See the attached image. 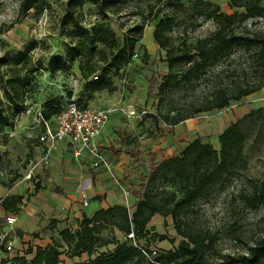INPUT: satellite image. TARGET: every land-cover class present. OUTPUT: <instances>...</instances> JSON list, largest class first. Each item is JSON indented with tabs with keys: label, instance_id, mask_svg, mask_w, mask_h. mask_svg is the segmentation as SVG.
<instances>
[{
	"label": "rangeland",
	"instance_id": "rangeland-1",
	"mask_svg": "<svg viewBox=\"0 0 264 264\" xmlns=\"http://www.w3.org/2000/svg\"><path fill=\"white\" fill-rule=\"evenodd\" d=\"M23 1L0 0V264H25L23 259L29 264L39 248L48 247L61 253L59 264H84L102 253L112 252L115 246H103L102 241L113 238L152 253L148 258L151 261L177 251L186 239L178 234L171 216L156 215L147 227V235L141 239L105 225L98 234L102 241L97 242L92 256L87 253L76 256L63 241L61 232L66 229L75 232L80 229L83 215L91 218L98 210L115 205L126 207L132 215L151 169L162 159L179 156L183 151L180 143L184 147L200 138L220 151L219 138L232 123L264 108V89L241 102L231 103L226 109L198 114L177 126L167 125L164 119L185 116L196 107L207 105L216 86L220 85L219 79L214 80V77L222 73L224 83L240 82L245 72L252 73L249 67L256 62L241 51H235L232 58L217 65L212 78L198 88L173 84L162 90L169 70L166 51L153 40L159 20L153 21L151 17L161 9V18L167 12L164 4L154 6V0H36L37 8L25 14L20 10ZM207 1L219 5L222 12L229 15L243 12L230 8V0H184L182 8L171 12L174 24L170 36L176 46L183 42L195 43L217 30V25L203 16L205 8L201 4ZM96 2L105 4L107 18L99 14ZM71 17L89 30L95 25L109 26L121 42L131 28L145 24L137 57L122 71L109 72L107 79L117 87L116 92L96 93L91 100L77 66L68 73L58 70L56 59L67 60V52L75 41L71 34ZM254 29L264 30V22ZM33 43L36 46L28 66L35 73L37 90L25 103L21 99L27 94H21L18 100L21 109H18L4 93L5 85L1 81L2 78L8 80L10 75L6 72L11 71V66L2 61ZM253 76L248 75L250 79ZM71 101H76L81 108L113 110L107 125L113 130L112 144L104 149L118 173L115 180L103 172H100L104 174L102 178H95L88 165L76 163L65 149L58 158L52 154L49 164L39 162L43 151L37 150L41 131L34 123L35 116L38 112L43 114L49 103L63 111ZM6 122L12 128H3ZM243 130L248 135L244 150L246 165L239 174L209 189L183 217V230L207 234L214 239L206 254L209 264H251L256 247L264 246V204L253 207L246 200L256 192L254 187L264 181V117L255 115L248 119ZM30 174L31 179L27 180ZM73 181H79L78 189H103L90 196L89 207H80L81 214L77 218L64 200L62 206L66 207L51 213L34 207L35 201L44 197L42 193L43 196L39 195L41 190L73 189ZM166 188L169 193L174 191L170 186ZM21 195V204L11 202L17 205V213H7L2 208L3 199ZM103 198L109 199L108 208L94 207L93 201ZM79 204L83 206L81 201ZM10 215L17 217L13 226L6 223ZM138 264L148 262L142 260ZM260 264H264V258Z\"/></svg>",
	"mask_w": 264,
	"mask_h": 264
},
{
	"label": "trees",
	"instance_id": "trees-1",
	"mask_svg": "<svg viewBox=\"0 0 264 264\" xmlns=\"http://www.w3.org/2000/svg\"><path fill=\"white\" fill-rule=\"evenodd\" d=\"M95 4L99 14L107 18L105 4L98 2ZM163 4L167 12L160 18L163 10L158 9L151 17L153 21L159 20L153 31V40L166 51L169 70L162 90L173 84L175 86L183 84L190 89L198 88L202 83L208 82L217 65L222 61H229L235 51H241L256 62L255 66L249 67L252 73L245 72V77L240 82L226 84L222 73L214 77V80L219 79L220 85L216 86L207 105L196 107L185 116L173 119L166 117L164 122L167 125L177 126L198 114L226 109L231 103L241 102L244 98L264 89V30L254 29L260 25V22H264V0H230V8L243 10L242 13L236 12L232 15L222 12L219 5L210 1L202 3L205 8L203 12L205 20L214 22L217 30L206 38L197 39L195 43L183 42L177 46L170 36L174 24L171 12L182 8L184 0H154V6ZM36 8V0H24L20 5L21 12L25 14ZM143 20L148 18L143 17ZM71 23L73 27L71 34L75 41L67 52V60L56 59L58 70L68 73L77 66L81 80L86 82L85 89H88L92 96L91 100L96 93L116 92L117 87L107 79L109 72L118 73L131 64L138 47H142L140 44L144 38L145 24L131 28L121 42L116 32L109 26L95 25L90 30L85 29L74 17H71ZM35 46L33 43L2 61V64L11 66L9 67L11 71L6 72L10 75L8 80L2 78L1 81L5 85L4 93L8 101L18 109H21L18 105L20 95L27 94V97L21 99L22 103H25L37 90L35 73L28 66ZM248 75H254V78L250 79ZM63 111L54 109L49 103L45 107L43 116L50 121ZM255 115L264 117V108L252 111L243 119L232 123L219 138L220 151H217L212 144L203 143L197 138L189 143L179 156L166 159L152 168L146 178L144 192L132 215L121 205L100 209L91 218L83 215L79 230L72 232L66 229L61 232L63 241L76 256L84 253L92 256L97 249V242L102 241L98 234L105 225L117 228L126 236L133 235L141 239L147 235V227L156 215L171 216L176 223L178 234L186 239L177 251L169 252L151 261L148 258L152 253L113 238L112 241H102L103 246L110 244L115 246L112 252L102 253L96 259L84 264H138L142 260H146L148 264H209L206 254L213 246L214 239L207 234L183 230V217L191 212L209 189L239 174L246 165L244 150L248 135L244 132L243 125ZM5 124L3 128L11 127L7 122ZM166 185L174 191L167 192ZM254 189H256L254 195L246 199L253 207L264 204V181ZM12 200L16 204H21L23 197L3 199L1 206L7 213L18 211L17 205L11 203ZM60 255L61 253L55 248H39L29 264H59ZM262 258H264V246L261 244L254 250V260L251 264H260ZM23 261L28 264L25 259Z\"/></svg>",
	"mask_w": 264,
	"mask_h": 264
},
{
	"label": "built area",
	"instance_id": "built-area-1",
	"mask_svg": "<svg viewBox=\"0 0 264 264\" xmlns=\"http://www.w3.org/2000/svg\"><path fill=\"white\" fill-rule=\"evenodd\" d=\"M136 57L137 55L134 56V59ZM112 113L111 109L81 108L76 101H71L61 114L50 121L46 120L41 112H38L34 123L41 131L37 141L39 146H43V157L39 162L49 164L50 156L58 145L68 142L72 146L75 158L89 156L93 170L102 169L109 178L115 180L118 176L115 165L108 160L98 143ZM31 174L28 175L27 180L31 179ZM81 200L83 207L87 208L90 198L86 191H82ZM16 222L17 217L13 215L6 218V223L9 226H13ZM130 236L133 237V235Z\"/></svg>",
	"mask_w": 264,
	"mask_h": 264
},
{
	"label": "crops",
	"instance_id": "crops-1",
	"mask_svg": "<svg viewBox=\"0 0 264 264\" xmlns=\"http://www.w3.org/2000/svg\"><path fill=\"white\" fill-rule=\"evenodd\" d=\"M255 94H253V95H255ZM96 108H98V107H96ZM112 134H113L112 128L110 126L109 127L106 126L103 133L101 134V136L98 139V143H99L102 151L107 156V158H108V153H107L106 149H104V148H107L112 144ZM180 145L182 146V150L186 147V145H184V147H183V144H181V143H180ZM64 149L69 151L70 157L72 159H74L76 161V163H84L86 166L88 165L91 170H93L91 167V161H90L89 156L84 155L80 159L75 158L73 155L72 146L68 142L60 143L58 145L57 149L54 150V152L52 154L56 158H58V156L62 155ZM37 150L43 151V146L37 147ZM52 154L50 156V162L52 160V156H53ZM162 161H164V160L162 159L161 162ZM93 171L95 173V178H102V175L105 174V171L102 169L93 170ZM100 172H103L104 174H102ZM71 185H72V188L74 187L73 189H43V190H41L39 195L43 196L42 194H44V197H41V199H38L37 201H35L36 205L34 207L37 209H42L43 211H49V213H51L54 210H57V208H59V209L65 208L66 206H62V204H63L62 201L64 200V202H66V201L68 202L69 210L71 212H75V216L77 218L78 217L77 215L81 214L79 211L80 207H83L82 205L79 204V201H81V203H82V200H81L82 191H86L89 195V198H90V196L96 195L97 193H99L100 190H103V189H78V187L80 186L79 181H77V182L73 181V182H71ZM21 197H22V195H21ZM58 201H59V204L57 203ZM106 201L108 202L109 199L103 198L101 201H96V202L93 201V203H96V205L94 207L106 208L107 207ZM77 209H78V211H76Z\"/></svg>",
	"mask_w": 264,
	"mask_h": 264
}]
</instances>
